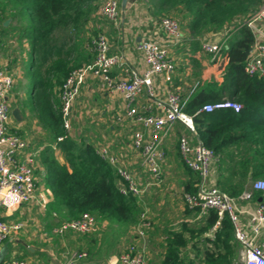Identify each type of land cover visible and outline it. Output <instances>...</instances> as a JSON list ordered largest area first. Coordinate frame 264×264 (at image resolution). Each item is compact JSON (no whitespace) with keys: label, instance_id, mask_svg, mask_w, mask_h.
I'll return each instance as SVG.
<instances>
[{"label":"trees","instance_id":"obj_1","mask_svg":"<svg viewBox=\"0 0 264 264\" xmlns=\"http://www.w3.org/2000/svg\"><path fill=\"white\" fill-rule=\"evenodd\" d=\"M100 2L0 0V36L4 38L10 32H16L20 40L28 43L30 52V70L25 73L27 83H19L13 88L17 100L12 102V110L30 109L50 144H57L65 156L66 164H60L50 147L44 152L42 165L52 191L47 208L58 215V225L78 220L86 213L94 215L97 222H107L113 232L109 234V242L103 251L106 255L117 237L124 238L134 233L146 209L142 200L119 192L120 177L113 166L97 155L95 143L83 135L72 137L62 127L59 98L60 88L69 74L93 59L92 39L102 33L96 21ZM144 2L154 20L171 18L182 23L181 28L183 25L186 29L185 42L193 53L200 50L202 37L218 33L227 26H235L264 4V0ZM8 19L12 22L5 27ZM253 44L254 36L246 27L231 35L223 51L227 64L222 82L198 85L186 101L181 96L184 112L193 116L194 141L201 140L217 158L214 169L218 171V180L215 178L213 182L233 198L245 191L250 178H264V76H249L244 70ZM28 84L33 88L30 96L19 98V93L30 87ZM224 99L241 104L242 109L238 112L218 109L196 115L203 106ZM16 133L21 136V133ZM64 136L63 141L57 142ZM177 152L179 165L190 176L183 192L195 194L199 177L184 165L178 145ZM260 198L261 194L256 193L255 200ZM185 207L187 215L194 213L200 220H184L179 224V231L167 232L164 253L158 262L150 261V264H241L243 248L235 238L229 217L221 220L213 238H210L209 232L218 221L217 212L211 210L206 216H200L197 208ZM149 220L152 230L146 231V237L155 231L154 222ZM44 226L55 235L52 225ZM82 236L88 241L93 238L91 233ZM134 236L142 246L139 236ZM7 244L10 245L9 242ZM77 252L82 253V249ZM84 252L94 256L91 247Z\"/></svg>","mask_w":264,"mask_h":264},{"label":"built area","instance_id":"obj_2","mask_svg":"<svg viewBox=\"0 0 264 264\" xmlns=\"http://www.w3.org/2000/svg\"><path fill=\"white\" fill-rule=\"evenodd\" d=\"M122 0H105L98 10V16L113 28L119 29L121 22ZM147 31H144L133 51L139 55L145 69L139 72L129 66L124 52H112L111 44L103 31L92 39L93 59L73 70L60 88L62 127L71 134L74 120V105L81 96L82 88L88 80L98 82L100 89L113 98H119L124 104V113L118 121H128L136 129L132 134V147L141 158L144 172L151 179L150 185H159L162 177V165L166 161L164 142L174 131L176 124H182L195 134L193 116L183 110L184 100L173 91L172 84L176 74V63L172 57V48L185 42L181 24L178 20L161 18L159 21L150 17ZM248 28L254 36L251 55L245 64L249 76H264V4L253 14L238 21L235 26H227L218 33H210L200 39L201 52L216 60L234 33L241 28ZM14 58L0 66V250L4 244L26 229L21 220H7L5 214H11L21 206L32 203L35 199L36 176L35 163L31 156L24 153L29 142L14 132L10 94L15 85L12 70ZM121 70L125 75L115 78L113 72ZM161 82V87L157 82ZM218 109H231L238 112L242 105L227 99L203 106L200 112L211 113ZM66 138L59 137L57 142ZM178 148L184 165L199 177L195 194L183 193L182 200L189 209L197 208L200 216H206L211 210L218 214V221L211 228L209 237L227 216L233 224L235 238L242 245L244 264H264V202H256L255 194H264V178L253 179L250 187L239 197L233 198L223 193L212 181V171L217 161L214 153L207 149L201 140L181 134ZM97 155L114 167L120 177L119 192L124 196H134L142 200L145 189L137 180L133 171L126 168L122 160L111 154L108 147L96 149ZM247 226L242 223V204H251ZM47 202L43 201V208ZM141 223L136 233L141 240L146 239V231L151 228L147 211L141 215ZM97 219L89 213L80 219L65 222L53 229V233L64 236L68 233L77 235L95 231ZM9 256V254H8ZM85 252H74L65 264H77L85 259ZM2 264H30L17 255L7 257ZM108 264H148L142 246L130 245L120 255L113 257Z\"/></svg>","mask_w":264,"mask_h":264},{"label":"crops","instance_id":"obj_3","mask_svg":"<svg viewBox=\"0 0 264 264\" xmlns=\"http://www.w3.org/2000/svg\"><path fill=\"white\" fill-rule=\"evenodd\" d=\"M101 1L103 2L104 0ZM144 3V0H129L125 12H123L121 6V22L119 29L113 28L108 22H106V24H97V27L100 28L102 32L104 31L106 33L111 44L112 52H124L129 62V66L131 68H135L139 72H143V70L145 69V64L143 63L139 55H137V53L133 51V47L136 42L140 41L144 31L148 30L146 25L149 24V19L151 17L147 8L144 7ZM8 20L9 22L7 26H9V24L12 22L11 19ZM13 38L14 34H12L11 32L8 37L3 38L2 36H0V66H2L6 61H8V57H10V59L14 58L16 66L12 70L14 71L16 79L15 85L19 83L25 85L27 83L25 73L28 67L27 61L29 57L28 54L30 53L29 46L27 42L26 44H24V42L22 44L20 43V50H15V54V51L12 50L13 52L10 51V53L5 55V47L6 45H9V43H11ZM190 48L191 47H189L188 43L183 42L181 45L173 47L171 49L172 57L176 63V74L173 79L172 88L174 92H177V94H180L182 97H184L185 101L190 97V95L195 91L196 88L194 87L189 89L190 86L187 83V77H190V73L188 71L189 69L187 70V67L180 68V72H178V55L181 51L188 52L189 50V52L194 56L192 58H195L193 60L195 66L198 67L201 64L200 56H197L199 55L200 50L193 53ZM202 56L203 58L207 57L210 59L209 56H206L204 54ZM222 56V62L224 64V74V69L227 64V60H225L223 53L220 54L219 59H221ZM18 75H22L23 80H18V77H20ZM124 75L125 74L121 70L116 69L113 72V76L115 78H121ZM222 80L223 75L219 83H221ZM157 85L161 87V82L158 81ZM12 92L10 94L11 104L12 102L14 103L17 100L16 93L14 92V94ZM18 96L22 99H26L28 97L27 93L24 90H22ZM20 112L22 121L17 122L13 119L11 126L14 131L21 133V136L29 142V148L24 154L27 156H31L35 163V199L32 203L28 205L29 207L26 208L25 205H23L14 212H11V214H5V216L7 220H21L26 223V229L21 234L14 236L12 241L15 243V245L22 244L28 248L29 252L43 256L41 254V251L36 248L32 243H30L31 241H39V243L43 244L47 243L48 230L45 228L44 224H42V221L39 217L47 208L45 207V210L43 209L42 202L46 201L47 203H49L51 201L52 191L49 188L47 174L45 173V170L42 165V158L45 150L50 147L53 150L56 160L60 164H66V160L65 156L60 152L59 146L55 143L50 144L46 132L38 125L37 121L30 112V109H25ZM122 113H124V104L122 100H120L119 98H113L106 92H103L100 89L97 81L88 80V82L82 88L81 96L78 98L74 105V120L71 135L72 137H79L84 134L86 140L95 143L96 148L106 146L108 147L111 154L118 156L122 160L123 165L134 172L139 185L143 189H145V193L142 197V203L145 208H154V206H156L157 202H159L160 200V203H158L159 206L165 205V207H167V209H169L171 212H175L176 209L174 206L175 201H177V194L176 192H173L175 185H171V182L167 180V177L163 176V168H165L164 171H166V169H171V171L174 169H178L180 171L181 175H178L179 177H177V182L179 183V188H181L178 192H180V198L182 200V194L184 193V184L189 181L190 176H187L184 173L183 168L179 165V160L177 157L178 138L181 134L184 133L193 139L195 134L188 132L183 125L176 124L174 131L165 140L164 150L166 152L167 158L165 163L162 165L161 184L163 183L164 186L168 188V193L166 194L167 191H165L162 195L163 198H161L158 196V192L161 191V189L157 190V188H160V185H150L151 179L144 172L141 165V158L132 147V134L136 128L132 126L128 121H118V116L122 115ZM177 132H179L180 135H177ZM215 178L216 180H218V171L216 172V170L213 168L211 178L212 181H214ZM252 180V178L249 179L246 189L250 187ZM169 191L172 193H170ZM260 194L261 198L259 199V201L256 202H261V200L264 202V194ZM182 203L184 206L183 208H180L183 209L181 213L183 211L185 212L183 213V217H186L185 220L191 222L195 220L199 221V217L196 216L194 213L189 215L186 214L185 204L184 202ZM254 204L255 202L249 205L242 204L240 206V208L242 209V223L245 227L247 226L250 209L254 206ZM39 206H42L41 209L39 208ZM51 214L53 217L58 216L55 212H52ZM150 230H152V228H150ZM169 231L177 232L179 231V228H174ZM112 232L113 231L110 230L107 222H97L96 229L92 232V234H94L92 239H95L96 242L94 241L95 243H93L92 239L89 241L85 239L84 242L78 245V249H85V251L88 249V247H91L93 255H95H87L85 259L80 260L77 264H108V262L113 257L120 255L130 245L136 244L138 246H141V244L138 243V238H136L135 236L132 240L133 242H128L126 239L123 238V236L117 237V239L113 241L111 246L108 247L107 254L103 255V251L107 247V243L109 242V234ZM27 235H29L30 238ZM132 235H137L136 229L134 230V233L132 232ZM100 237L103 238L100 239ZM146 238L148 240V236ZM261 240L264 241V234L261 236ZM90 241L92 243H90ZM65 245L66 244L64 243L62 244V246ZM142 247L145 251V255L148 260V251L145 246V243H143ZM75 250L76 248L72 250L70 258L74 252H77V250ZM37 263H39L38 260Z\"/></svg>","mask_w":264,"mask_h":264},{"label":"rangeland","instance_id":"obj_4","mask_svg":"<svg viewBox=\"0 0 264 264\" xmlns=\"http://www.w3.org/2000/svg\"><path fill=\"white\" fill-rule=\"evenodd\" d=\"M103 2L101 1L100 3L102 4ZM144 7L147 8L145 3H144ZM96 21L98 22V24H106V21H104V20L102 21L99 18H97ZM182 31L184 33H186V29L183 28V25H182ZM11 33L14 34V38L12 39L11 43H9V45H6L5 55L10 53V51L13 52L12 50H14V51L20 50V48H19L20 43L22 44L24 42V44H26V41L24 39L20 40V38L16 32H11ZM16 51L14 52V54L16 53ZM223 51H222V53L224 54ZM189 53H190L189 50H188V52L187 51H181L179 53V55H178L179 56V60H178L179 62H178V68H177L178 72H180V68H183V67L184 68L187 67V70L189 69L188 71L190 73V77H187V79H188L187 83L190 86L189 89L194 88V87L196 88L198 85L202 86V85H205V84L210 83V82H218V83L220 82L222 75H223V67H224V64L222 62L223 56L221 57V59H219V57H218L217 58L218 60L216 59L217 62H216V60L212 61L211 59H209L207 57L203 58V56H202L203 54L201 53V50H200L199 55H197V56H200L201 64L197 67L193 63L194 62L193 60L195 58L193 59L192 57H194V56L191 53L189 55ZM28 56L29 57H28V61H27V64H28L27 69L30 70V63H31L30 54H28ZM9 59H10V57L7 58V60H9ZM15 64L16 63H14L12 68H15V66H16ZM18 76H20V75H18ZM18 80H23V76L21 75L20 77H18ZM28 85L30 86V84H28ZM31 91H32L31 86L28 88V90H25V92L27 93L28 96H30ZM12 93H14V91ZM82 135L84 136V134H82ZM164 169L165 168H163V176L167 177V180L169 182H171V185H175L173 192H176V194H177V196H176L177 201H175V206H174L176 211L171 212L169 209H167V207H165V205L159 206L158 203H160V200H159V202H157V204H156V206H154V208H152V209H150L149 207L145 208L147 213H148L149 218L152 220V222H154V226H155L154 233H152L148 237L149 241L147 240V238H146V242H145V239L142 240V242L145 243V246H146L147 251H148V258H149L148 263L149 264H150V261H152L153 263H156L160 260L162 254L164 253L163 244H164V240L166 238L167 232H170L169 230H172L174 228L175 229L179 228V224L182 221H184L186 218V217H183V213H185V212L183 211L181 213L184 205L182 203L183 201L180 198V192H178L179 189H181V188H179V183L177 182V180H178L177 177H179L178 175H181V173L178 169L177 170L174 169L172 171H171V169H166V171H164ZM159 185H160V188H157V190L161 189V191H159V192L157 191L158 196L163 198L162 195L165 191H167L166 194L168 193V190H167L168 188L166 186H164L163 183L162 184L160 183ZM170 193H172V192H170ZM28 205H29V203L25 204V207L26 208L29 207ZM47 205H48V203H47ZM47 205H46V207H47ZM41 207L39 206L40 209H41ZM180 207H182V208H180ZM43 209L45 210V208H43ZM39 218L41 219L42 224L52 225L53 226L52 229H54L58 225V223H57L58 216L53 217L51 215V211L49 210V208H46V210L42 213V215ZM47 233L48 234H47V243L46 244L39 243V241L38 242L31 241L30 242L36 248H38L41 251V254L43 256L33 254V253L29 252L28 248L25 247L24 245H22V244L15 245V243L13 241H10L9 242L10 247H9L8 258L11 257L12 255H17L19 257L24 256V258L26 260H28L30 262V264H65L67 262V260L70 258L72 250H74L76 248V250L78 251L79 250L78 245L85 241L84 236L77 235L74 233H68L64 237H58L57 235H52L49 232H47ZM27 236H29V235H27ZM93 236H94V234H92V237ZM29 238H30V236H29ZM102 238L103 237H100V239H102ZM124 239H126L129 242V241H132L134 238H133L132 233H129L127 236L124 237ZM62 242L66 245L62 246V244H63ZM84 251H85V249H82V252H84ZM101 256H103V255H101ZM37 260L39 261V263H37ZM241 264H244L243 260H241Z\"/></svg>","mask_w":264,"mask_h":264},{"label":"water","instance_id":"obj_5","mask_svg":"<svg viewBox=\"0 0 264 264\" xmlns=\"http://www.w3.org/2000/svg\"><path fill=\"white\" fill-rule=\"evenodd\" d=\"M128 2H129V0H122L121 6L123 9V12L126 11V6H127ZM8 22H9V20L4 23L5 27H7ZM32 90H33V88H32ZM12 117L17 122L22 121L21 112L17 108L12 110ZM8 254H9V246L6 243L3 245V247L0 250V264H2L4 262V260L8 257Z\"/></svg>","mask_w":264,"mask_h":264}]
</instances>
